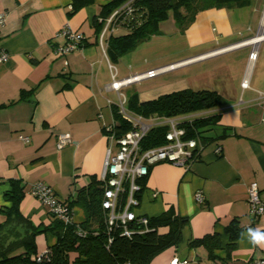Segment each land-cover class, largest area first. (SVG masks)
<instances>
[{
  "label": "crops",
  "instance_id": "0c3cea01",
  "mask_svg": "<svg viewBox=\"0 0 264 264\" xmlns=\"http://www.w3.org/2000/svg\"><path fill=\"white\" fill-rule=\"evenodd\" d=\"M108 1L91 0L68 15L72 0H0V13L6 15L0 27V47L8 53L0 63V223L5 220L2 209L9 206L3 197L10 187L9 180H18L24 187L19 211L33 225H46L51 216L29 193L31 184L42 182L64 200H75L80 188L99 187L107 149L116 147L105 130L106 126L114 127L112 106H117V93L109 85L108 63L114 66L117 79L131 75L118 77V59L109 60L92 26L101 6ZM169 19L186 47L197 51L174 61L183 64L170 71L225 54L232 56L238 71L234 81H221L225 83L222 91L215 90L221 104L201 112L217 114L218 123L214 125L215 134L209 135L210 141L202 144L199 158L187 168L155 163L139 180V214L149 217L169 211L186 218L181 242L155 256L150 264H167L173 257L186 258L190 264V257L199 248L208 257L206 248L189 247L188 241L212 232L220 237V247L213 251L215 259L227 264V259L222 260L227 242L224 227L231 220L235 219L243 230L230 251L238 248L243 235L250 242L249 228L264 229L261 218L248 213L246 190L250 182H256L264 198V101L259 95L264 94V0L201 9L182 29L171 11L164 21ZM164 21L159 23V31ZM63 27L80 32L83 45L57 55L55 48L64 39L56 34ZM127 32L119 29L113 35ZM252 49L256 50V58L250 61ZM259 56L262 74L252 84L250 72ZM240 72L238 87L236 78ZM245 78L248 88L241 87ZM189 84L185 78L169 80L156 88V93L137 92V99L142 102L164 93L192 89ZM124 87L119 92L126 104ZM59 134H68L71 142L57 148ZM217 146L219 153L214 151ZM196 192L202 194L203 202H196ZM71 218L75 223L84 220L80 202L72 205ZM53 242L49 233L35 237L38 252ZM263 256L264 250L260 257Z\"/></svg>",
  "mask_w": 264,
  "mask_h": 264
},
{
  "label": "trees",
  "instance_id": "16d2710c",
  "mask_svg": "<svg viewBox=\"0 0 264 264\" xmlns=\"http://www.w3.org/2000/svg\"><path fill=\"white\" fill-rule=\"evenodd\" d=\"M90 1L72 0L68 15ZM125 1L127 0L108 1L101 6L97 17H107ZM243 1L134 0L133 4L140 14V23L125 34L109 36L106 54L111 62H116L118 57L131 50L140 40L158 34L159 23L167 18L170 11L176 25L182 29L201 9L243 3ZM97 17L93 19L92 26L98 36L102 23ZM220 104L221 96L215 90L189 88L164 93L142 102L138 101L134 94L126 101L127 109L143 118L201 113ZM112 113L116 122L113 132L117 137L131 129L130 121L118 112L117 106H112ZM205 113L183 124L185 137L196 138L203 145L211 139L206 132L218 123L217 114L203 116ZM165 133L164 125L151 127L141 138L140 148L146 149L163 144ZM8 183L10 187L4 192L3 197L9 202V206L2 209L5 220L0 223V264H150L155 256L170 247H175L182 239L181 229L186 218L173 215L169 211H163L156 216H147V229L139 232L144 226H132L134 230L129 237L120 235L119 228L108 230L105 225V212L100 207L101 188L99 187H94L92 190L80 188L75 200H65L70 209L74 203H81L85 215L83 221L64 223L50 215L48 224L33 225L19 211L24 187L18 180H9ZM141 192L142 187L138 197ZM162 228L166 230L160 231ZM242 230L235 219L224 227L227 236L226 255L235 246ZM261 232H264V229ZM41 233L51 234L54 242L44 249L47 251L46 255L39 257L41 251H37L35 237ZM188 246H203L207 250L208 257L215 259L213 251L220 247V237L217 232H212L189 240Z\"/></svg>",
  "mask_w": 264,
  "mask_h": 264
},
{
  "label": "built area",
  "instance_id": "2783aa9c",
  "mask_svg": "<svg viewBox=\"0 0 264 264\" xmlns=\"http://www.w3.org/2000/svg\"><path fill=\"white\" fill-rule=\"evenodd\" d=\"M133 3L134 0H127L116 7L107 17L98 18V21L102 23V27L97 39L100 46H102L103 52H105L104 48L109 36L119 29L129 31L133 26L140 23V14ZM5 18V13H0V27L3 26ZM56 37L64 39V42L55 48L57 55H65L72 52L80 48L83 42V35L68 27L61 28L57 32ZM7 58L8 53L0 47V63ZM255 58L256 50L252 49L248 54V59L253 61ZM181 63L176 62L163 65L134 73L121 79L115 77V68L108 63L111 75L109 85L117 93L116 105L118 112L130 121L131 129L117 137L113 132V126L105 127L109 138L115 142L116 147L114 150L107 149L102 170L98 177L99 187L101 188L100 207L105 212V225L107 229L119 228L120 235L122 236L129 237L134 230L132 226H144V229L139 232L147 229V216L138 214L137 208L140 199L138 192L141 189L139 180L147 175L148 168L158 162H167L187 168L199 158L202 143L196 138H186L183 126V124L189 123L195 117L200 116V112L170 117L143 118L124 109L125 98L119 90L127 84L152 78L170 71L181 65ZM241 87H248L246 78L242 80ZM259 95L264 101V94L260 93ZM262 120L264 122V114ZM160 125L166 126L165 142L158 146L141 149L139 146L141 138L151 127ZM19 138L24 141L28 140L25 136H19ZM69 142L71 140L68 134H59L56 146L57 148H61ZM214 151L215 153H219L220 147L217 146ZM246 190L248 213L252 217L264 219V198H261L259 195L257 183L250 182ZM29 193L40 201L49 215L60 219L64 223L72 222L71 209L67 202L61 199L50 186L42 182H35L29 187ZM194 198L198 203L203 202L204 199L200 192H196ZM46 252V250H42L38 256H45ZM167 264H188V261L186 258L173 257ZM245 264H264V256L250 259Z\"/></svg>",
  "mask_w": 264,
  "mask_h": 264
},
{
  "label": "rangeland",
  "instance_id": "374dc122",
  "mask_svg": "<svg viewBox=\"0 0 264 264\" xmlns=\"http://www.w3.org/2000/svg\"><path fill=\"white\" fill-rule=\"evenodd\" d=\"M173 30L170 19L164 21L158 34L140 40L132 51H127L118 57V62L115 65L119 73L118 77L174 63V61L194 55L197 51L195 52V49L186 47L183 37L177 32V28L174 27ZM260 57L261 56H259L255 67H253L250 72L252 84L256 82L255 80L260 78L262 74L259 67ZM232 60L233 58L231 55L225 54L213 59L193 62L180 69L164 72L152 78H146L131 83L128 86L126 85V87L122 89V93L127 98L134 94L137 96V92H149L153 94L156 93V88L160 87L161 84L179 78L187 79V82L190 83L189 86L192 87L193 90L203 88L222 91L221 86L225 85V83L222 82L224 80L228 82L227 80L230 81L231 79L234 81L237 76L238 65L236 66V63H233ZM241 73L242 72H240L238 78H236V85L238 87ZM124 109L128 110L126 104H124ZM204 115H206V113L203 114V116ZM216 128L217 126L213 127L211 130L207 131L206 134H215ZM138 212L139 208H137V213ZM261 222L264 223L263 218H261ZM160 231L163 232L164 230L161 229ZM249 243L248 239L246 242V238L243 235L238 248L233 249L227 255L225 252L222 257L227 259V264H245L251 257L252 259L259 258L263 253L264 246L253 245L252 243L250 245ZM190 259V264H221L219 263L221 259L208 258L203 248L196 249Z\"/></svg>",
  "mask_w": 264,
  "mask_h": 264
},
{
  "label": "clouds",
  "instance_id": "9594fccd",
  "mask_svg": "<svg viewBox=\"0 0 264 264\" xmlns=\"http://www.w3.org/2000/svg\"><path fill=\"white\" fill-rule=\"evenodd\" d=\"M247 234H248L250 243H252L253 245L264 246V232L249 228L247 230Z\"/></svg>",
  "mask_w": 264,
  "mask_h": 264
},
{
  "label": "bare ground",
  "instance_id": "6f19581e",
  "mask_svg": "<svg viewBox=\"0 0 264 264\" xmlns=\"http://www.w3.org/2000/svg\"><path fill=\"white\" fill-rule=\"evenodd\" d=\"M191 61V60H190ZM186 62H184V64H185ZM183 64V63H182Z\"/></svg>",
  "mask_w": 264,
  "mask_h": 264
}]
</instances>
